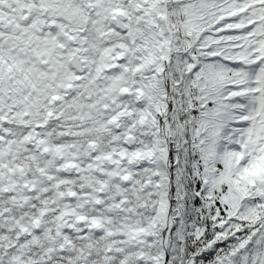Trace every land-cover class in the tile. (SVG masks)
Wrapping results in <instances>:
<instances>
[{
    "label": "snow or ice",
    "instance_id": "6c2138e0",
    "mask_svg": "<svg viewBox=\"0 0 264 264\" xmlns=\"http://www.w3.org/2000/svg\"><path fill=\"white\" fill-rule=\"evenodd\" d=\"M0 264H264V0H0Z\"/></svg>",
    "mask_w": 264,
    "mask_h": 264
}]
</instances>
